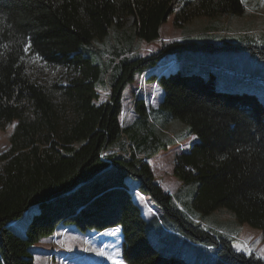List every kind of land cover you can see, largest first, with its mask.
Listing matches in <instances>:
<instances>
[{
	"label": "trees",
	"instance_id": "trees-1",
	"mask_svg": "<svg viewBox=\"0 0 264 264\" xmlns=\"http://www.w3.org/2000/svg\"><path fill=\"white\" fill-rule=\"evenodd\" d=\"M174 3L0 0V129L14 123L8 148L0 153V264H35L33 246L59 224L99 231L120 227L126 264H192L151 243L134 190L153 202L155 222L169 226L167 242L188 251L197 264H264L255 253L236 249L234 234L215 230L202 218L226 208L239 223L264 230V103L252 91L218 89L210 70L205 77L183 71L179 63L188 50L239 51L264 60V43L206 33L162 43L147 54L130 50L111 67L108 100L95 103L102 66L80 46L112 28L123 29L128 16L133 36L155 40L175 12ZM243 11L241 0H185L174 22ZM31 59L65 69L67 82L38 80ZM149 69L148 79L163 91L157 108L197 136L188 150L175 153L172 172L182 182H197L191 203L198 216L178 206L139 150L143 134L154 135L144 126L148 111L142 97L133 107L146 131L137 124L134 137L132 126L121 127L124 90L135 74ZM118 141L121 145L112 147ZM107 147L125 154L103 153ZM129 180L138 189H130ZM32 207L22 230L10 225Z\"/></svg>",
	"mask_w": 264,
	"mask_h": 264
},
{
	"label": "rangeland",
	"instance_id": "rangeland-1",
	"mask_svg": "<svg viewBox=\"0 0 264 264\" xmlns=\"http://www.w3.org/2000/svg\"><path fill=\"white\" fill-rule=\"evenodd\" d=\"M183 1L184 0H175V12L176 9L183 4ZM244 3V11L240 15L224 14L213 17L199 16L188 21H178V23L174 22L175 12H173L169 15L166 22L163 23L160 37L152 41H146L132 35V17L128 16L123 29H111L110 34L106 35V37L108 36V40L104 41L105 37H103L93 40L91 42L92 44H82L80 46V51L84 55L89 56L93 61L100 63L97 59L98 51L93 52V47H98L101 48L99 50L102 51V58L109 56L112 61H115L118 58L113 55L110 49L118 46V42L115 40L117 29L123 31L122 34L125 36V39L133 43V48L136 47V49L134 48V50L131 51L140 54H147L156 50L162 43L173 39L179 40L185 36H194L203 32L216 33V38L220 40L231 39L237 34H244V36L250 37L249 39L253 42L257 41V43H261V41H264V3H262L259 8H255L252 2L247 0H244ZM127 49L126 44L124 45V43H121L119 47L120 56H123ZM129 53L130 51H127V54ZM179 57V63L181 64L180 68L183 71L190 70L200 72L207 77L208 69L213 74V83L216 88L223 90L252 91L255 92L264 103V60L256 58L248 59L244 57L243 54H239V51L188 50ZM30 63L34 77L38 80L51 79L66 83L70 76V73L65 69L45 67L38 59H31ZM159 67L160 66H157L154 69ZM103 69L102 66V73ZM148 73H150V71L142 73L141 77L135 74L133 80L127 85L123 96V110H121L120 113L121 127L128 125L135 116L133 106L136 98L142 97L146 105L149 101L152 102L153 105L158 106L163 91L157 83L147 82L148 79L146 82L143 81L146 79V76H148ZM158 73L159 72L154 74ZM104 79L107 81V76H104ZM105 84L107 87V82H105ZM132 86L134 87L132 88ZM97 87L99 89V98L96 100V103H100L107 99V92H105L103 84L98 83ZM149 117H152L151 113ZM155 125L157 127L156 131L160 134V131H162L160 125ZM13 127L14 123H8L5 125L4 129H0V153L8 148V139ZM167 130L168 129L162 132H167ZM170 135L171 133H166L165 136ZM171 136L174 137L173 135ZM195 140H197V136L194 134L190 137L182 138V144L165 139V141L159 144L158 148L151 153L149 159L154 165L153 169L157 167L158 169L165 170L162 179L167 186L164 182H161V184L166 189L170 188L168 185L170 183L168 178H173V172H171V170L168 172V169L171 165L173 166L172 159H174L175 153L181 150L182 145L185 150H188L191 143ZM179 144L181 147H179ZM1 163L2 161H0V165ZM180 184L179 190L173 196L174 200L180 197L183 200L186 199L188 203H185L183 200H180V202L189 212L196 214L192 209L191 200L195 193L197 182H181ZM131 188L133 187L131 186ZM174 190L176 191L175 188ZM133 194H135L133 195L135 197L134 200L139 202L142 207V212L146 218L145 227L147 235L156 249L161 253L183 254V257L191 259L192 264H197L193 255L189 254L188 251H184L181 247H176L174 243L167 242L166 234L168 233L166 230L169 227L168 225L163 224L161 228L156 222L150 220L148 214L154 215L157 212L150 198L141 192H133ZM35 209L36 207H32L21 219L10 225L22 230L28 216L35 211ZM224 209L232 216L238 226L237 228H240L239 234H234L235 239H233V246L240 251H245L241 250V246H243L244 249L251 248L252 252L256 255L260 256L261 254V256H264L262 255V253H264V230L251 227L246 223H239L229 209ZM219 212L220 211H215L212 216L219 215ZM208 225L216 230L212 225ZM34 248V255H36L34 256L35 264H116L117 261H119L120 264H126L121 255L122 233L118 226L99 231L93 228L82 230L72 224H59L51 236L37 243ZM101 248L106 249V252L111 254L113 258L108 259L107 256L99 255L98 253Z\"/></svg>",
	"mask_w": 264,
	"mask_h": 264
},
{
	"label": "crops",
	"instance_id": "crops-1",
	"mask_svg": "<svg viewBox=\"0 0 264 264\" xmlns=\"http://www.w3.org/2000/svg\"><path fill=\"white\" fill-rule=\"evenodd\" d=\"M247 1L252 2L253 6L255 8L261 7V4H262L261 0H247ZM242 3L245 6L244 0H243ZM122 33H123L122 30L117 29V32L115 33V40L118 42V46L117 47H114L113 49L112 48L110 49L111 52H113V55L116 56V58H119L118 56H120L119 47H120L121 43H124V45L126 44V46L128 48L127 51L134 50V48L136 49V47L133 48V43H131L128 40H126L125 39V36ZM206 33L215 34V36H216V33H213V32H203V33H200V34H197V35H202V34H206ZM240 36H244V34H237V35H235L234 38H238ZM107 37L105 36L104 41L105 40H108ZM104 41H101V42H104ZM99 49H101V48H98L99 54H98V58L97 59L102 64V66H103L104 69H103V73L101 74V77H100V80L101 81H98L97 84L98 83L103 84L104 90H105V92H107V99L105 101H102V102H106L108 100V97H109V91H110L109 80H110V77L112 76V72L113 71H112L111 67L113 66L114 61H112L111 58H109V56H107L106 58H102V56H101V52L102 51H100ZM151 70L152 69L146 70L143 73H146V72L151 71ZM104 76H107V81H105ZM105 82H107V84H108L107 87H106ZM147 82H150L151 83L153 81L147 80ZM97 84H96V86H97ZM133 87L134 86H132V88ZM96 90H97L98 95H99V89H98V87H96ZM102 102H100V103H102ZM95 103H96V100H95ZM100 103H97V104H100ZM146 106H147V111H148V122H146L147 125L144 124V126L145 127H150L151 126L150 128L153 130L154 135L152 137L145 136V138H144V134H143L142 142L141 143L139 142L140 143L139 150H140V152L148 155L147 156L148 158L151 157V153L153 152V150H156L158 148L159 144H162L165 141V139H168L169 141L174 142V143H182V141H181L182 138H184V137H190L192 135V134H190L188 132L186 124H183L179 120L171 117L165 111L164 112L161 111L160 109L157 108V105L155 106V105H153L152 102H149L148 101ZM150 113L152 114V117L151 118L149 117V114ZM142 118L143 117H138V115L135 113V116L133 117V119L128 124V125L132 126L131 131L134 132V137L136 136V132H135V129L134 128L136 127L137 124L142 125V121H141ZM155 124L160 125V128H161L162 131H165L166 129H168L169 131L168 130H167V132H161L160 131V134H158V132L156 131V128L157 127H156ZM148 125H150V126H148ZM144 126L141 127V129L143 130V133L146 131V130L144 131V129H145ZM166 133H171V135H173L174 137H172L171 135L170 136H165ZM146 140L148 141L147 143H145ZM119 145H121V142L120 141L112 144V147H119ZM149 161H150V159H149ZM172 162H173V159H172ZM150 164L152 165V169H153V166L154 165L151 163V161H150ZM168 170H169L168 172H170V170L172 172V165H171V167ZM153 171H154V174H155L156 178L159 179V180H162V182H164V184H165V181L162 179V177H163L162 175H163V172H165V170L158 169L157 167H154ZM172 177L173 178H171V177L168 178V180L170 182L168 185L170 186V188L169 189H166V190L173 197L177 193V191L179 190V188H180L179 186L181 185L180 183L182 181L179 180L174 174H173ZM129 185L132 186L133 188H137L136 187V181H134V180H129ZM173 185H176V186H173ZM174 188L176 189V191L174 190ZM180 200H183V199H181V197L179 199L176 198L175 199V202L178 204V206H180L181 208L187 210L184 207V205L180 202ZM183 201L185 203H188L186 201V199L183 200ZM137 203L139 204V202H137ZM139 206H140V204H139ZM140 208H141V211H142V207L141 206H140ZM215 211H220L219 212L220 214L219 215L212 216V215H214ZM189 213H191V212H189ZM191 214H193V213H191ZM148 215L150 217V220H152L153 222L156 221L153 218V217H155V214L154 215L148 214ZM193 215L198 216L197 214H193ZM202 218L208 224L212 225L213 227L217 228L218 230H222V231H225V232H228V233H232V234H236V235L239 234L240 228H237L238 226H237L236 222L234 221V219L232 218V216H230L229 212L227 210H225L224 208H221V209L218 208V209L212 211L211 213H209L208 215H206V216H204ZM157 224H158V222H157ZM45 238L46 237L42 238L40 241L44 240ZM39 242H37V243H39ZM37 243L35 245H37ZM232 244H233V242H232ZM35 245L33 246V249H35L34 248ZM34 256H36V255H34ZM260 256H261V254H260ZM261 257H264V256H261Z\"/></svg>",
	"mask_w": 264,
	"mask_h": 264
},
{
	"label": "snow or ice",
	"instance_id": "snow-or-ice-1",
	"mask_svg": "<svg viewBox=\"0 0 264 264\" xmlns=\"http://www.w3.org/2000/svg\"><path fill=\"white\" fill-rule=\"evenodd\" d=\"M242 2H243V0H242ZM261 2L264 3V0H261ZM261 43H264V41H261ZM30 46H31L30 43L26 44L24 50L27 52L29 50ZM241 250H245L249 254H251V252H252L251 248L244 249L243 246H241ZM98 254L101 255V256H107L108 259H112L113 258L112 255L108 254L106 252V249H104V248H101ZM262 255H264V253H262ZM116 264H120V262L117 261Z\"/></svg>",
	"mask_w": 264,
	"mask_h": 264
},
{
	"label": "bare ground",
	"instance_id": "bare-ground-1",
	"mask_svg": "<svg viewBox=\"0 0 264 264\" xmlns=\"http://www.w3.org/2000/svg\"><path fill=\"white\" fill-rule=\"evenodd\" d=\"M166 65H170V64H166ZM161 67V66H160ZM159 67V68H160ZM156 71L158 70V68L157 69H155ZM162 72H164V70H162ZM131 148V147H130ZM116 152H120V153H122V154H125L122 150H116ZM127 152V151H126ZM128 153V152H127ZM139 192L138 190H134V192ZM195 221H197V222H200L201 223V225H204V223L203 222H201L199 219H194Z\"/></svg>",
	"mask_w": 264,
	"mask_h": 264
},
{
	"label": "built area",
	"instance_id": "built-area-1",
	"mask_svg": "<svg viewBox=\"0 0 264 264\" xmlns=\"http://www.w3.org/2000/svg\"><path fill=\"white\" fill-rule=\"evenodd\" d=\"M110 152H116V148H110V147H107V148H104L103 149V153H110ZM123 155V154H121Z\"/></svg>",
	"mask_w": 264,
	"mask_h": 264
}]
</instances>
